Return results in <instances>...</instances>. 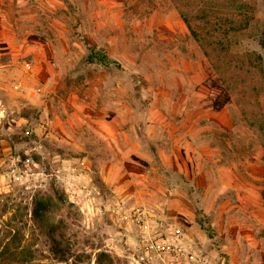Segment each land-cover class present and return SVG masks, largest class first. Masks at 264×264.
<instances>
[{"label":"rangeland","instance_id":"rangeland-1","mask_svg":"<svg viewBox=\"0 0 264 264\" xmlns=\"http://www.w3.org/2000/svg\"><path fill=\"white\" fill-rule=\"evenodd\" d=\"M236 98L172 0H0V264H264Z\"/></svg>","mask_w":264,"mask_h":264},{"label":"trees","instance_id":"trees-1","mask_svg":"<svg viewBox=\"0 0 264 264\" xmlns=\"http://www.w3.org/2000/svg\"><path fill=\"white\" fill-rule=\"evenodd\" d=\"M226 89L236 95L241 118L264 148V65L256 51L232 50V37L245 30L258 9L256 0H172ZM264 48V30L260 39ZM99 56H105L101 52ZM37 216L40 215L38 211Z\"/></svg>","mask_w":264,"mask_h":264}]
</instances>
